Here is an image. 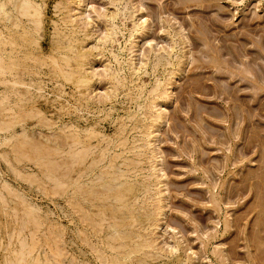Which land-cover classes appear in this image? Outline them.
Masks as SVG:
<instances>
[{"label": "rangeland", "instance_id": "1", "mask_svg": "<svg viewBox=\"0 0 264 264\" xmlns=\"http://www.w3.org/2000/svg\"><path fill=\"white\" fill-rule=\"evenodd\" d=\"M58 1L62 3H66L68 0H64V2L63 0H43L44 7L42 9V13L44 15L43 16L44 34L42 33V40H41V47L43 51L47 50L49 46L48 36H50L51 34V29H52L51 22L56 21L60 23L59 16L61 17L63 15L60 12L61 7H59V10H60L59 12H57L58 10L56 11L53 8L54 4ZM82 1L84 2L83 3L81 2V4L78 6H80L81 8H86L90 14H88V17L86 18L87 21L86 19L84 20V17L82 18L84 20V22L82 23L83 25L79 23V28H81V26L82 28L86 27L85 30L78 32L77 34L79 35L77 34L76 35L77 37L79 36L78 38H80V40L82 39L81 41L79 40L81 44L79 43L78 47L81 46V48L83 47L82 50H87V52L90 51L89 53H91L89 54L90 56L88 55V57H86L85 59V61L89 59L86 62V65H84V68L86 67L85 70L88 71V70L93 69L95 73H98L95 75L96 77L91 76V81H90L91 87L89 89L92 90L91 95L93 97L90 98L92 100L89 99L90 101L86 105L85 109H84V106L81 105V106H78L79 110L78 109L73 110L70 107L71 106L70 104H73L72 97H73V101L75 99L74 97H78V94H76L77 96L75 95V92L77 90L73 91L75 89L71 87L70 84H66L62 82L61 88L63 89L61 90L66 91V94H64L65 92L62 91L63 94L61 93V95L57 97L56 95L58 94V92H60L59 91L60 89H58L57 86L55 85L57 81L54 82L53 80H49L46 76L42 75L43 76L41 77L42 82L43 83L45 82V83L42 89L43 97L37 100L38 104L41 106L42 109H44L46 115L49 114V116L53 120H55V126H61L64 123L68 125L69 124L75 125L77 123L75 126L79 129H84L88 127L86 125L94 127L99 134H103V137L107 136L108 140L106 139L105 144H104V141L102 140L103 141L102 142L103 144H102L100 142L101 141L100 137L91 138L92 140L90 139L89 141L90 144L92 146L93 145L95 146L96 143H98L96 147L98 146L100 149L109 148V151L113 148L114 150L113 149L112 150L117 153L120 152L119 150L122 149L121 146L119 147L118 145L115 144L116 146H118L116 147L114 145V143L118 141L117 137L118 138L121 137L122 139L127 134L126 138L128 140L126 139V143H127L125 144L126 147H129L134 144L135 145L137 144L136 146H139L140 144H142L140 146H144L143 145V139H144L143 133L145 131L144 129H147L149 125H152V127H149L147 129L150 131V135L148 138L150 142L152 143L149 145L150 147L148 146L146 150L144 147H141L140 149L138 147H134L135 149L137 148L138 150L132 149L131 150L132 152L130 151L128 153L125 150V152L123 151L122 153V157H125V156L132 157V158L134 157L133 159L137 163V164L135 163V165L132 166L133 169H130V172L132 171L130 174L131 175L133 174L131 178L134 179L135 177V179L139 181L142 180V178H144L145 182L148 181L147 184L149 185V191L146 193L142 192L143 196H141V193H139L138 194L139 198L137 197L136 199L138 201L135 200V202L133 203H134L135 210L137 212L139 210L138 214L144 213L148 210L147 211L148 216H151L149 221H145L146 223L143 222L144 224L143 227L146 226L145 224H148V223L151 224L153 222H155L153 224L159 225V226L156 225L157 227L154 229L155 232L151 233L148 237L152 235L151 237L154 240L153 244L159 245L162 249V253L167 254L165 250L168 251L167 248L170 247L169 245L172 244L171 246H173L175 244L176 245L178 244L177 252L180 254L181 258L183 256H186L182 258L183 264H187V263L194 264L193 263L194 261L196 264H208V263L209 264H264V0H183V1L181 0H139V3H136V1L138 2V0H134V1L130 0V2L128 0H121V2L120 0H112V2H110L111 0H107L109 2H107L106 0H82ZM115 1H118V2H115ZM124 2L125 4H123ZM114 3L116 4V7ZM71 6L77 7L76 2L74 3V5L71 4ZM133 6L134 7L136 6V7L134 8ZM75 7L74 9H76ZM105 8L107 10H104ZM137 8L139 11L137 10ZM74 9L71 10V12L72 11L74 12L75 11ZM93 9L96 11L94 12ZM53 11L55 13H53ZM101 13H103V16L101 15ZM109 13H111L112 15H110ZM56 16H58V19ZM112 16H115L114 17L115 19L113 20L107 19V18H111ZM121 16L122 18H120ZM96 17H98L97 18L98 21L96 20ZM102 17L103 19L105 17L107 18H105V20H103L102 22L101 20ZM160 19H161V23H160ZM89 20H92L90 21L92 23H90ZM132 20L133 22H136V24L139 26V27L137 26V29H136L138 33L136 30L134 32H131L132 33L131 36H135L133 37L134 40H132L133 38L130 37V40L133 42L132 51L134 53L132 52V55L135 54L132 56L134 58L133 65L135 67L140 66L138 69V71L140 70L139 73L133 74V76H131L132 74H130L131 71L129 69L127 70V68H124L126 67L124 63L121 62L120 63L121 65L119 66L113 63L114 61H112L113 59L111 55L109 54V49H110L112 50L113 53H116L119 56L118 58L119 60L121 58H127V56L129 55L128 54L129 52L126 51V49L123 51H120L118 48L119 46H123L122 41L126 40L127 39L126 37H128L130 33L129 32L131 28L130 25L132 24V22L129 23V21H132ZM135 20H137L138 22L141 21V23L139 22L138 24V22ZM111 21L112 23L114 22V24L117 23L116 25L118 28V30L116 29V34H115V38L116 37L118 38H116V41L112 43L113 46L110 45L108 42L102 44V40H101L104 34V30L107 28L108 29L110 28L109 24L111 23ZM146 21H148V23ZM162 21L166 23H170V24L166 25V23ZM93 22L94 23L96 22L95 23L96 25H94ZM102 23H104L105 25ZM143 23H145L147 26ZM85 24L87 25L85 26ZM89 24L91 28H89ZM140 24H143V25L141 26ZM162 25L163 27H161ZM164 27L166 28L165 30H164ZM139 28H141L142 30ZM83 31H85L84 34L82 33ZM80 33H82L83 35H81ZM136 33L138 36L136 35ZM89 35H92L93 37L90 36L89 38ZM167 35L169 36L167 37ZM81 36L83 37L86 36L87 40ZM181 37L183 38V40ZM176 38L179 39V41L176 40ZM96 40H98V42H96ZM169 40L170 41L172 40L171 41L172 43ZM173 40L175 41V43ZM181 40H182V43H181ZM187 40L188 42H186ZM42 41L45 44L42 43ZM83 41H86V42L84 43ZM93 41L97 43L96 44L98 46L97 48L101 49L102 45H104L102 50L100 49L96 50V48L94 47L96 45H94L95 43ZM166 41L168 43H166ZM148 42H150V44ZM183 43H185V45ZM89 44L92 45L93 48ZM155 44H157V46ZM128 45L129 44L126 43L125 47L127 48ZM169 45L173 47L169 49V47H171ZM89 46L91 47V49ZM114 46H115V49H112ZM162 46L164 47V49H162ZM137 49L139 50L141 49V50L139 51ZM149 49L151 50V53H148L150 51ZM165 49H167V51L172 55V57L174 56L172 60L173 61L175 60L174 62L177 61L176 65L174 66L176 69L178 66L179 67L177 70L175 68L173 70L177 75L175 74L173 76L174 72L171 70L172 68H170L171 67L170 65H166L167 67L165 66L164 68L161 67L160 65L159 67L157 66V68L155 67L153 69L151 68V62H152L151 58H153L152 57L153 53L155 52L158 53L159 51H161L163 53L159 52L158 54L165 55L166 53ZM164 50H165V53H164ZM145 52H147L148 55L151 56L150 57L151 62L150 61L146 62L144 66L143 64H140V62L146 59L145 56L147 54ZM183 52H185V54H183ZM174 53H176V55ZM100 54L102 55L104 54L103 56L105 57H102V55ZM210 57H213V58L211 59ZM209 60L210 61L213 60V63L219 64V65L213 64L211 63L212 61L210 62ZM137 61L139 62L137 63ZM181 63L185 65H182ZM111 64L114 69L122 68L120 72H123L125 76V80H124L125 82L123 81L124 84L117 85L116 87L117 89L115 91L117 94L114 92L116 96L115 95L113 96L112 94H108L110 93V90H111L109 87L110 84L109 83L107 84L106 82L107 79L103 77L108 72V70L106 71V73H103L102 71L103 69L102 65H107L112 68V66H110ZM180 65H181V68H180ZM142 66L144 67L142 68ZM160 68L162 70H160ZM240 68H242L241 71H240ZM243 68L244 69L246 68L248 72H245L246 70L243 71ZM169 70H171L173 73L168 75V79H166L167 78L166 72H168ZM144 73L146 74V76L144 75ZM178 73L180 74L178 75ZM100 75L103 78L99 77ZM97 76L99 79L97 78ZM134 76L137 79H135ZM169 77H171V79H169ZM248 77H250V79ZM156 78L159 80L164 79L163 81L168 82V83L171 82L170 85L166 84L164 87H166L165 89H167L166 96H170V95L172 96L164 97L165 100L162 98L156 99L158 103L156 107L159 106L158 110H160V113L162 114L161 119L162 120L165 119V120H163L162 122L160 121V123L151 124L148 119L149 117L146 116L147 118H143V116L146 113H147L146 115H148L149 112L147 111V109H144L145 107H142V104H144L145 101H147V99L145 98L147 96L146 91L151 86H153L151 81ZM141 79L142 81H140ZM59 82L61 81L59 80ZM130 83L132 84V86ZM140 84L143 85V87L141 86V90H142L141 93L143 95L139 94L138 96L137 95L135 96V92L137 93L136 87H138ZM52 86L53 87L55 86L54 88L56 90L54 88L52 89ZM127 86H128V89L126 90ZM129 87H131L132 89L131 88L129 89ZM185 88L186 90H184ZM102 90L103 92L106 90H107L106 92H108L107 94L109 95V98L107 99L106 98L107 96H104L106 98V101L104 100L105 98H102L103 97ZM130 90L132 91L131 93L129 92ZM92 93H94L97 98ZM123 94L125 96H123ZM126 94L131 95V96H127ZM59 98L62 99L61 100L62 102L60 101ZM94 98L97 102L93 100ZM99 98L102 100H100ZM53 99L55 100V102ZM141 99L144 100V102ZM43 100H45V103L44 102L42 103ZM49 100L52 103H50ZM56 100L60 103L58 104ZM65 100H67V103H64ZM102 101H103V105H102ZM137 101L139 102L138 104H136ZM127 102L129 103L127 104ZM164 102H166L167 104ZM104 103L106 106L104 105ZM81 104H82V101H81ZM60 105L62 108H60ZM120 105H121V108H120ZM137 105H140V106H137ZM63 106L67 109H65ZM46 108H49V109H46ZM109 108L111 109V111H109L110 110ZM54 109L57 110V112ZM63 109L66 110V112L63 111ZM141 109H144L145 111ZM166 109H168L169 111ZM99 110L100 111L102 110V111L99 112ZM103 110L105 112H103ZM75 111L76 112L80 111V112L77 114ZM87 113H89V115ZM130 113H133V114L135 113L136 115H133V114L131 115ZM79 114L80 116H82L83 119L80 118V116H78ZM60 115H63V116L65 115V117H62ZM139 115H142V116L139 117ZM124 116L129 117V118H132L133 116L135 117L132 118L133 120L132 119L126 120ZM66 118L68 120H66ZM87 118L88 119L91 118L90 121ZM134 118L135 119L137 118L136 119L137 121L135 120L136 122L134 121ZM124 119L126 121H124ZM138 119L139 120L142 119L143 121L142 120L138 121ZM97 120L98 121L102 120V121L98 122ZM128 120H129V123L127 122ZM29 121L30 119L26 120L27 124L25 128L27 129L28 133L31 131V133H29L30 135L34 136L36 134L37 139L40 138L39 137L40 134L46 135L50 133L54 128L55 130H57L56 127H52V129H47L43 126L36 125L34 123L35 122L34 119H31L30 122ZM95 122L98 125H96ZM122 122L124 123L123 125H122ZM131 122H134V124L131 125ZM141 123L143 124L142 127L140 126L142 125ZM147 123L148 125H146ZM32 124L33 126H31ZM158 124H160V126ZM101 125H104V126H101ZM27 126H29V128ZM132 126L134 127L136 126L135 128L136 129L138 128V131L134 127L133 129ZM115 127L118 128L117 129L118 131L116 130ZM121 129H125V130L121 131ZM35 130L36 132H39V135L35 132ZM47 130H49V132ZM33 131L35 132V134H33ZM119 131H121L122 134ZM139 131H141L140 134H139ZM154 131L157 133H154ZM123 132H125L126 134H124ZM135 132L137 134H135ZM113 133L116 136H114ZM111 135H113L112 137L114 139L111 137ZM131 136L132 138L134 137L136 138V139L134 138V140H137V141L140 140V142L138 141L137 143V141H133V140L131 141L130 140L132 139ZM35 137L36 136H34V138ZM138 137H141L142 140ZM110 138H111V141H110ZM130 142H133V144L132 143L130 144ZM106 144H108V146ZM98 147L96 148V150L95 148H92V150H94L93 152L98 151L99 149ZM115 147L117 150L115 149ZM126 147L124 148L126 149ZM6 150L7 149L5 146L3 147L0 145V152H1L0 155H2V151H6ZM151 150L153 151V153L151 152ZM113 151H110L109 154H111ZM144 152L147 154V156L146 154L144 156L143 154ZM133 153L135 156H133ZM7 155H8V158L13 159L11 158L10 152H8ZM157 157L158 158L162 157L164 161L162 158L161 160V159H158ZM137 158H138V161H137ZM147 158L151 162L152 160H155V161L158 160L157 162L161 163L160 164V163H156L155 161H153V163L156 164L155 172H154V175L156 174L155 175L156 177L154 176L153 178L152 176L153 179L150 176L146 177V175H148L151 172L149 168L147 167L150 165L148 163H151V162H149ZM2 159L3 157L0 156V180L2 179L0 181V187L2 188L0 192L3 191L2 194L5 196L4 198H5L6 204L3 207L4 203L3 204L0 203L1 204L0 205V216H8V213H9V216H12L11 211L13 210H11V208L13 209L15 206L18 209H23L24 207L27 209L28 207L27 204L29 202L30 204L32 203V205L35 204V208L36 209L39 208V211L38 212L36 211V213L42 218V221L44 222V224L45 223L48 224L49 221L58 222L59 220V223H61V225L64 226L63 229L65 230L63 231H64L65 238L64 237L63 238L67 240L66 247L69 245L68 247L71 248L73 252L75 251L74 253L78 257V258L76 257L77 259L84 258L85 260H88L90 264H99L97 261L93 259L91 254L89 255V252L86 251L87 248L85 247V245L81 244L79 240H77L75 233L73 234L74 222L73 224L71 223L72 225L68 223L70 226L67 224V221L69 220V216L71 215V213H69L70 208L67 206L66 202H64V198L62 196H60L59 198V196L54 195L55 198L54 197L52 198L53 195L50 194V188L49 186H47V185H50L49 181L46 179V177L45 178L41 177L43 176V174L40 172V170H38L36 166H32L33 163H31V161L29 162V160L19 161V163L16 164L14 163L16 162L15 160L10 161L9 159V162L12 163V166L14 165L15 168H18L19 171L17 170L16 172L15 169L12 170V168H8V165ZM142 159L144 162L142 161ZM120 161H121V157L120 159L118 158V160L116 159V164L117 163L119 164ZM22 163L23 165H21ZM105 163H106V160H105ZM20 171L21 172L22 171L23 172L32 171L36 173L38 177L36 181H34L35 185H34V182H32L33 183L32 185V183H28V181L24 180L22 178L23 175L20 176V173H21ZM137 171H138V174H137ZM159 171L160 173L164 172L163 174H161L163 176L159 174ZM15 172H16V175H14ZM40 173H41V176H40ZM140 174H144L142 175L143 176L142 178ZM39 178L42 179L43 181L46 180L47 187L44 186L45 188L44 187L40 188V186L38 185L39 187L37 190L36 183L39 184L41 182ZM159 178L161 179V181ZM38 179L40 181L37 182ZM2 181H4V183ZM43 181L41 183L45 185V181L44 183ZM151 181L154 182V184L156 182V185L151 183ZM150 183L153 184L154 186L150 185ZM5 184L6 186L8 184V187H6ZM9 185H10V189L12 193L9 190ZM157 185H159L158 187L159 188L161 187V188L158 189ZM155 187L157 188V192L158 190H160L158 194L153 193L154 190H156ZM207 188L211 191H209ZM166 189H168V192H165ZM13 190L15 194H13ZM16 191H18L19 194L22 193L25 200H23L22 197H20V195H18ZM148 193L150 194L152 193L153 196L150 194L149 196ZM214 193H215V196H214ZM16 194H17V197L15 196ZM158 195H161V196H158ZM165 195L167 196L165 197ZM211 195L215 197L214 198L215 204L213 202L214 204L213 207L211 206L212 205L211 200H209L210 199L209 197ZM151 196L154 201H156L157 199L158 202H154L152 198L150 199ZM155 196L159 198L161 197V198L159 199V198H156ZM18 197L21 199V201ZM147 197H149V199L151 200L149 201L151 202V205L148 201L147 202L145 201L146 199L149 200ZM216 199H217V202H216ZM140 200L141 202L142 201L144 202L140 204L141 203ZM208 203H210V207L208 206L209 205ZM217 203L219 205H217ZM25 205H27V207ZM137 206H140V207H137ZM214 206H215V211L213 209ZM55 207L58 209H56ZM25 208L24 210H26ZM60 208H63L61 209L62 211L59 210ZM150 209H151V212H150ZM157 209H160L161 212L158 211L157 213ZM152 210L154 212H152ZM17 212L19 213V211ZM61 212L63 213V215L61 214ZM66 212L68 214H66ZM152 214H154V216ZM156 214L158 215V217L159 216L161 217L162 215L164 217L163 216L161 218L159 217L158 218L159 220H158L157 216H155ZM47 218H49V220ZM53 218L55 220H53ZM152 218H153V221H152ZM224 220H225V225H224ZM134 227L135 228L139 227V229L137 228V230H139L140 232L144 231V230L142 231L141 230L142 228L140 229V226L138 225ZM1 229L3 231L2 227ZM68 231H71L72 233ZM209 232L212 234H210ZM206 234L208 236L210 235L209 236L210 238H208ZM204 236L207 238H205ZM93 237L94 236L91 237V239H93L92 241H94V238H95ZM5 239L6 237L4 238L3 241H5ZM70 239L72 240L74 239L73 241H75L76 248L81 247L80 248L81 251L79 250L76 251L75 245L74 244L70 245V243H68ZM200 240H202V242ZM158 242L162 243V245H163V242L165 243L167 242V243L166 244L164 243V245L162 246ZM165 245H166V248H165ZM159 246H156V248L157 247L160 248ZM180 246L181 247L185 246L187 249L185 247H183L184 249H182L180 248ZM213 247L215 250L216 249H219V250H216L215 252ZM188 251H190L191 254ZM2 252H3L2 249H0V259H1ZM186 254L187 255L189 254L188 257ZM217 254L218 255L222 254L221 257L223 259L220 258V255L218 256ZM149 260H151L149 257L146 258V261H148L151 264H159V262L161 261L159 259L157 261L156 260L154 261L153 258L151 262ZM184 260L187 263H184L185 262ZM174 263H175V260H174ZM40 264H44V263H40Z\"/></svg>", "mask_w": 264, "mask_h": 264}, {"label": "bare ground", "instance_id": "2", "mask_svg": "<svg viewBox=\"0 0 264 264\" xmlns=\"http://www.w3.org/2000/svg\"><path fill=\"white\" fill-rule=\"evenodd\" d=\"M128 1L130 2V0H128ZM181 1H183V0H181ZM63 2H64V0H63ZM67 2L66 3H62L60 1H58L53 6V8L56 11L58 10L57 12H59L61 10L60 12L63 15L61 17L59 16L60 23H58L56 21H53V22L50 21L51 24H52V29H51L50 36H48L49 37V39H48V45L49 46H48L47 50L43 51V49L41 47L42 33L44 34V31H43L44 30V27H43V20H44L43 16L44 15L42 13V9L44 7L43 6L44 5L43 0H0V145L3 146V147L5 146L6 149H7L6 151H2V155H0V156L3 157L2 160H4L6 162V164L8 165V168H12V170L15 169L16 172H17L18 168H15L14 165L12 166V163L9 162L10 158H8V155H7L8 152H10L11 158H13V159H10V161L11 160H13V161L15 160L16 162H14V163L17 164V163H19V161H23V160L24 161L25 160L28 161L29 160V162L31 161V163H33L32 166H36V168L38 170H40V172L43 174V176H41V173H40V176L44 177V178L46 177V179L49 181L50 185H47V186H49V188H50V194L53 195L52 198L54 197V195L55 196H59V198H60V196H62L64 198V202H66L67 206L70 208V212L69 213H71V215L69 216V220L67 221V224L68 223L69 224H71V223L73 224V222H74V225H73L74 232H73V234L75 233V236H76L77 240H79V242L81 244L85 245V247L87 248L86 251H88L89 255L91 254L93 259L95 261H97L99 264H151L148 261H146V258H148V257L151 260L153 258L154 261L155 260L157 261L158 259L161 260L159 262V264H181L183 262L182 258L186 257V256L182 255L183 257L181 258L180 254L177 252L178 251V246H177L178 244L177 245L175 244L173 246H171L172 245L171 244V245H169L170 247L167 246L169 248H167L168 251L165 250V252L167 253V254H165V253H162V249H161V247L159 245L155 244L156 246L160 247V248H158V247L156 248V246L153 244L154 240L151 237L152 235L150 237H148L151 233L155 232L154 229L157 226H159V225L156 224L157 225L156 226L155 224H153L155 222H153L151 224L150 223L145 224L146 226L143 227V225H144L143 222L149 221L151 216H148V212H147L148 210L146 212H144V213H141V214L139 213L138 214L139 210H138V212L135 210L134 203H133L137 199L139 193H141V196H143L142 192L146 193V192L149 191V185L147 184L148 181L145 182L144 178H142L143 177L142 175H144V174H140V176L142 178V180H140V181L135 179V177H134V179L131 178V176L133 174L132 175L130 174L132 172V171L130 172V169H133L132 166L135 165V163H136L135 160L133 159L134 157L133 158L132 157H126V156L122 157V153H123V151L125 152V150H126L127 153L130 152L132 149L134 150L135 149L134 147H138L139 149L141 147H144L145 150H146L147 147L150 144H152L150 142V140L148 139L149 135H150V131L147 130L149 127H152V125H149L148 128L145 127L147 129H144L145 130L144 133H143L144 134V139H143V145L144 146H140L142 144H140L139 146H136L137 144L136 145L134 144L135 146L131 145L129 147H126L125 144H127L126 143L127 134L125 133L126 132L125 131L123 133L126 134V136L123 137L122 139H121V137L120 138L117 137L118 141H116V143H114V145L116 144L119 147L120 146L122 147V149L119 150L120 152H118V153L114 152L113 151L114 149L112 148L113 149L112 150L110 148L111 149L110 151H113V152L111 154H109V152H110L109 148H101L100 149L98 146H97L99 148L98 151L93 152L94 150H92V148H95L98 143H96L95 146L94 145L92 146L90 144V142H89L90 139L91 138H96V137L99 138L100 137L101 138L100 142L102 143L104 141V144H105L107 136H105L106 138L103 137V134H99L94 127L89 126V125H86L88 127L84 128V129L77 128L75 126L77 123L75 125H72V124L68 125V124L64 123L61 126H55V120H53L49 116V114L46 115L44 109H42L41 106L38 104L37 100L39 98L43 97L42 89H43V87H44L43 85L45 83V82L44 83L42 82V79H41V77H43L42 75L46 76L49 80H53L54 82L57 81L55 85L57 86L58 89H60L59 90L60 92H58V90H57V92H58V94L56 95L57 97L60 96L62 91H63V90H61V89H63V88H61L62 82L66 83V84H70L71 87H73L75 89L73 91L77 90L76 91L77 93L75 92V95L78 94V97H74L75 98L74 101H73V97H72V103L73 104H70L71 105L70 107L73 110H77L79 108L78 106H81V105H83L84 109H85V107L89 103V101L92 100L90 98L93 97L91 95V91L92 90L89 89L91 87L90 86L91 76H95L98 73H95L93 71V69L92 70H88V71L85 70L86 67L84 68V65H86V62L89 60V59H87L85 61V59L91 53H89L90 51L87 52V50H82L83 47L81 48V46L78 47V45H79V43H80V41L82 39L80 40V38H78L79 36L77 37V35H79V34H77L78 32H80L82 30H85L86 27L82 28L81 24L84 22V20L88 17V14H90V13H89V11L86 8H81L80 6H78V5L81 4V2L82 3L84 2L82 0H68ZM75 2H76V6L77 7H75V6L74 7L76 9H74V7L71 6V4L74 5ZM107 2H109V1H107ZM110 2H112V0ZM115 2H118V1H115ZM120 2H121V0H120ZM126 3H127V1H126ZM136 3H139V0H138V2L136 1ZM120 4H122V3H120ZM123 4H125V2ZM142 4H143V2H142ZM140 5H141V3H140ZM59 7H61L60 10H59ZM115 7H116V4H115ZM140 7H142V6H140ZM73 9L76 11V13H75V11L71 12V10H73ZM104 10H107V9L105 8ZM137 10H138V8H137ZM95 11L96 10H94V12ZM53 13H55V12L53 11ZM111 13H109V14L112 15ZM101 15L103 16V13H101ZM98 16H100V15H98ZM56 17L58 19V16H56ZM83 17H84V20L82 19ZM91 17H92V15H91ZM114 17L115 16H112L111 18H107V17H105V18L113 20V19H115ZM97 18L98 17H96V20L98 21ZM105 18L103 19V17H102V19H101L102 22H103V20H105ZM120 18H122V16ZM143 18H144V16H143ZM76 19L77 20L79 19V20L77 21ZM99 19H100V17H99ZM140 19H141V17H140ZM123 20H124V18H123ZM86 21H87V19H86ZM90 21H92V20H89V22ZM135 21H137V20H135ZM130 22H132V24L130 25V27H131L130 31H129L130 33H129L128 37H126L127 39L122 41L123 46H119V48H118L120 51H123V50L126 49V51L129 52L128 53L129 55L127 56V58H121L119 60L118 59L119 56L116 53H113L112 50H110L109 48L108 49H109V54L111 55V57L113 59L112 61H114L113 63H115L118 66L121 65L120 64L121 62L124 63L125 66H126L124 68H127V70L129 69L131 71L130 74H132L131 76H133V74L139 73L140 70L138 71V69H139L140 66L139 67H135L133 65L134 64V62H133L134 58L132 56L135 55V54L132 55L133 42L130 40V37L131 38L135 37V36H131L132 35L131 32H134L137 29L138 25L136 24V22H133V20L129 21V23ZM139 22L141 23V21H139ZM139 22H138V24H139ZM146 22L148 23V21H146ZM162 22H164V21H162ZM166 22H164V23H166ZM79 23H81L80 24L81 28H79ZM90 23H92V22H90ZM95 23H94V25H96ZM104 23H102V24H104ZM160 23H161V19H160ZM87 24H85V26ZM116 24H114V22L112 23V21H111V23L109 24L110 25L109 29L108 28L107 29L103 28L105 30H104V34H103V36L101 38L102 44L108 42L110 45H112V43L116 41V38H118V37L115 38L116 29L118 30ZM143 24H145V23H143ZM143 24H140V25L142 26ZM169 24L170 23H166V25H169ZM163 25L161 27H163ZM89 28H91L90 24H89ZM139 29H141V28H139ZM165 29L166 28L164 27V30ZM47 31H48V29H47ZM84 32L85 31H83L82 33L84 34ZM82 33H80V34L83 35ZM119 33H121V32H119ZM137 33H138V31H137ZM137 33H136V35H137ZM86 36H84V37L81 36V37L86 39L88 37V36L87 37ZM90 36H92V35H89V38H90ZM120 36H122V35H120ZM126 36H127V34H126ZM144 36H146V35H144ZM168 36L169 35H167V37ZM169 39H170V37H169ZM132 40H134V38ZM136 40H137V38H136ZM176 40L179 41V39H177V38H176ZM182 40H183V38H182ZM182 40H181V43H182ZM126 41H128V42H126ZM83 42L85 43L86 41H83ZM90 42H92V41H90ZM96 42H98V40H96ZM183 42H185V41H183ZM186 42H188V40ZM42 43H44V42L42 41ZM126 43L129 44L127 48L125 47ZM148 43L150 44V42H148ZM166 43H168V42L166 41ZM166 43H165V45H166ZM174 43H175V41H174ZM96 44L97 43H95L94 45H96ZM102 44H100V45H102ZM183 44L185 45V43H183ZM151 45H153V44H151ZM155 45L157 46V44H155ZM176 45H174V46H176ZM90 46L92 47V45H90ZM103 46L104 45H102V48H103ZM169 46H171V45H169ZM91 47H90V49H91ZM94 47L96 48V50L100 49V48H97L98 47L97 45L94 46ZM172 47L173 46L169 47V49L172 48ZM177 47H179V46H177ZM102 48L100 50H102ZM112 49H115V46ZM162 49H164L163 46H162ZM100 50H98V51H100ZM134 50H136V49H134ZM137 50H139V49H137ZM165 50H166V53H165ZM165 50H164L165 55L158 54L161 51H159L158 53H156V52L153 53V55H152L153 58H151L152 62L150 61V57L151 56L148 55V53H151V50L148 53L145 52L147 55L146 56L143 55V56H145L146 59L144 61L140 62V64L144 65L146 62L150 61L152 69L154 67L157 68V66L159 67V65L161 67H163V68L166 65H170L171 66L170 68H172L171 70L173 71L174 68H175L174 65H176L177 61L174 62L175 60L174 61L172 60L174 58V56L172 57V55L167 51V49H165ZM173 50H174V48H173ZM185 52H183V54H185ZM161 53H163V52H161ZM174 54L176 55V53H174ZM100 55H102V54H100ZM103 55H102V57H105ZM125 55H126V53H125ZM181 56H183V55H181ZM210 58L212 59L213 57H210ZM181 59H183V58H181ZM211 61L210 62L213 63V60H211ZM138 62L139 61H137V63ZM220 62H222V61H220ZM242 62H244V61H242ZM98 63H100V62H98ZM137 63H135V64H137ZM228 63H229V61H228ZM213 64H216V63H213ZM182 65H185V64H182ZM216 65H219V64H216ZM241 65H243V64H241ZM102 66H103V69H102L103 73H106V71L108 70V72L103 77L107 79L106 82H107V84L108 83L110 84L109 87L111 89L110 93L106 92L107 90L104 91V92L102 90V92H103V97L102 98H105L104 96H107L106 98L108 99L109 98L108 94H112L113 96L114 95L116 96V94H117L116 91H115L117 89L116 87H117V85H123L124 84L123 81L125 80V76H124L123 72H120V70L122 68L114 69L112 64L110 65V66H112V68L107 66V65H102ZM144 66H142V68ZM178 67H177V69H178ZM180 68H181V65H180ZM241 69L242 68H240V71H241ZM160 70H162V69L160 68ZM171 70L166 72V74H167L166 75V77H167L166 79H168V75H170V74H172L174 72V71L172 72ZM244 70H246V68L245 69L243 68V71ZM155 71H156V69H155ZM146 72H148V71H146ZM151 72H152V70H151ZM245 72H248V70H246ZM175 74L176 73L174 72L173 76ZM179 74L180 73H178V75ZM144 75L146 76L145 73H144ZM147 76H148V74H147ZM99 77L103 78L101 75ZM97 78H98V76H97ZM134 78H135V76H134ZM248 78L250 79V77H248ZM135 79H137V78H135ZM169 79H171V77H169ZM59 80L61 82H59ZM163 80H159V79L156 78V79H153L151 81L153 86H151L150 88L148 87L149 89L146 91L147 92V94H146L147 96L146 97L144 96L147 99V101H145L144 104L141 103L142 107H145L144 109H147V111L149 112L148 115H146L147 113L146 114L144 113L145 115L143 116V118L149 117L148 119H149L151 124L160 123V121L162 122L163 120H165V119H163V120L161 119L162 118V114L160 113V110H158L159 106L156 107V105L158 104L156 99L157 98L164 99V97L172 96L169 93L168 94L170 96H166L167 95L166 94V90L167 89H165L166 87H164L166 84L170 85L171 82L168 83V82H165ZM94 81H96V80H94ZM128 81H129V79H128ZM140 81H142V79ZM153 81H154V83H153ZM168 81H170V80H168ZM102 84H103V82H102ZM49 86H51V85H49ZM63 86H64V84H63ZM128 86H129V84H128ZM128 86H127L126 90L128 89ZM131 86H132V84H131ZM141 86L143 87V85H141V84L138 87H136L137 93L135 92V96L136 95L138 96L139 94L143 95L141 93V91H142L141 90ZM54 87L52 86V89ZM119 88H121V87H119ZM130 88L131 87H129V89ZM70 90H72V89H70ZM184 90H186V88ZM258 90H260V89H258ZM63 92H65L64 94H66V91H63ZM129 92L131 93L132 91L130 90ZM92 94H94V93H92ZM52 95H54V94H52ZM112 95H111V97H112ZM123 96H125V95L123 94ZM127 96H131V95H127ZM95 97H96V95H95ZM106 98L104 99L105 101H106ZM138 98H137V100H138ZM126 99H127V97H126ZM61 100L62 99H60V101ZM93 100H95V98ZM100 100H102V99H100ZM47 101H48V99H47ZM68 101H69V99H68ZM81 101H82V104H81ZM142 101L144 102V100H142ZM43 102L45 103V100H43L42 103ZM49 102H50V100H49ZM54 102H55V100H54ZM166 102H164V103H166ZM50 103H52V102H50ZM59 103L60 102H58V104ZM64 103H67V100H65ZM128 103L129 102H127V104ZM138 103L139 102L137 101L136 104H138ZM162 103H163V101H162ZM102 105H103V101H102ZM104 105H105V103H104ZM121 105H120V108H121ZM137 106H140V105H137ZM60 108H62L61 105H60ZM60 108H59V110H60ZM128 108H129V106H128ZM46 109H49V108H46ZM65 109H67V108H65ZM92 109H90V110H92ZM144 109H141V110L145 111ZM166 110H168V109H166ZM55 111L57 112V110H55ZM63 111L66 112V110H64V109H63ZM101 111L99 110V112H101ZM109 111H111V109ZM143 111H142V113H143ZM79 112H76V113L78 114ZM103 112H105V111L103 110ZM87 114L89 115V113H87ZM130 114L132 115L133 113H130ZM56 115H57V113H56ZM58 115H59V113H58ZM133 115H136V114L134 113ZM142 115H139V117H141ZM60 116L65 117V115L64 116L60 115ZM78 116H80V114ZM133 117H135V116H133ZM80 118H82V116H80ZM91 118H93V117H91ZM91 118H89V119L87 118V119L90 121ZM96 118H98V117H96ZM125 118H126V120L127 119H129V120L132 119V118H129V117H125ZM29 119H30V121H31V119H34L35 120L34 123L36 125L43 126V127L47 128V129H52V127H56L57 130H55V128H54L50 133H48L46 135H41L40 134L41 136L39 135V132H36V130H35V132L39 135V137L42 138V139H40V138L37 139V135L33 131V134H35L34 136H36L35 137L36 139H35L33 135L29 134V133H31V131L29 130L30 132L28 133L27 129L25 128V126L27 124L26 120H29ZM136 119L134 118V121ZM142 119H140V120L138 119V121H141ZM66 120H68V119L66 118ZM126 120L124 119V121H126ZM129 120L127 121L128 123H129ZM86 121H85V123H86ZM101 121L99 120L98 122H101ZM128 123H127V125H128ZM123 124L124 123L122 122V125ZM132 124H134V122H131V125ZM96 125H98V124L96 123ZM135 125H136V123H135ZM146 125H148V123ZM158 125L160 126V124H158ZM29 126H27V127L29 128ZM31 126H33V124ZM101 126H104V125H101ZM140 126L142 127L143 124L140 125ZM133 127L134 126H132V128ZM122 128H123V126H122ZM117 129L118 128H116V130ZM140 129H142V128H140ZM122 130H125V129H121V131ZM136 130L138 131V128ZM136 130H134V131H136ZM37 131H38V129H37ZM47 131L49 132V130H47ZM121 131H119V132L121 133ZM140 132L141 131H139V134H140ZM154 133H157V132L154 131ZM133 134H134V132H133ZM135 134H137V133L135 132ZM113 135H114V133H113ZM113 135H111V137ZM114 136H116V135H114ZM132 136H134V135H132ZM132 136H131V138H132ZM151 136H152V134H151ZM153 136H154V134H153ZM134 138H132L130 140L131 141L132 140L133 141H137V140H134ZM138 138H140L142 140L141 137H138ZM110 141H111V138H110ZM138 141L140 142V140H138ZM138 141H137V143H138ZM156 142H158V141H156ZM131 143L133 144V142H130V144ZM106 145L108 146V144H106ZM109 145H111V144H109ZM103 146H105V145H103ZM118 146H116V147H118ZM110 147H112V146H110ZM116 147H115V149H116ZM124 147H126V149ZM96 148H95V150H96ZM142 151H143V149H142ZM158 151H159V149H158ZM145 152H147V151H145ZM145 152L143 153L144 156L146 154ZM151 152L153 153L152 150H151ZM140 153H141V151H140ZM133 156H135L134 153H133ZM146 156H147V154H146ZM150 156H151V154H150ZM155 156H157V155H155ZM120 157H121L120 163L116 164V159L118 160V158L120 159ZM161 158L159 157L158 159H161ZM105 160H106V163H105ZM137 161H138V158H137ZM142 161H143V159H142ZM148 161L151 162L149 159H148ZM153 161H155V160H152L151 163L146 162V163L150 164L147 167L151 171L148 175H146V177L150 176L152 178V176H153V178H154V176L156 175V174L154 175L155 165L156 164H154ZM157 161L158 160H156L155 162L156 163H160V162H157ZM163 161H164V159H163ZM138 163H140V162H138ZM21 165H23V163ZM157 168H158V166H157ZM159 169H161V168H159ZM144 171H145V169H144ZM16 172H15L14 175H16ZM146 172H147V170H146ZM21 173H23V174H21ZM21 173H20V176L23 175L22 178L24 180L28 181V183H32V182L36 181V179L38 177V175L36 173L32 172V171L31 172H29V171L28 172H23L22 171ZM38 173H39V171H38ZM163 173H160V171H159L160 175L163 174ZM134 174H136V173H134ZM137 174H138V171H137ZM161 176H163V175H161ZM138 177H139V175H138ZM161 178H163V177H161ZM39 179L37 180V182L40 181V180H41V182L43 181L42 179H40V180ZM4 181H2V182L4 183ZM44 181H45V185H43L41 182L39 184L36 183L37 190H38L39 186H40V188H42L44 186L47 187L46 186L47 182H46V180H44ZM44 181H43V183H44ZM160 181H161V179H160ZM6 183H8V182H6ZM151 183L154 184V182H152V181H151ZM151 183H150V185H153ZM160 183H162V182H160ZM32 185H33V183H32ZM34 185H35V182H34ZM154 185H156V182H155ZM5 186H6V184H5ZM158 186L159 185H157V187ZM208 186H206V187H208ZM6 187H8V184H7ZM160 188L158 187V189H160ZM155 189L156 190H154L153 193L158 194V192L160 190H158V192H157V188L156 187H155ZM0 190H2V188ZM9 190L11 192L10 185H9ZM166 190H165V192H168V189H166ZM209 191H211V190H209ZM2 192L3 191L0 192V203L1 204L4 203L3 204V207H4V205L6 204L5 203L6 201H5V198H4L5 196L2 194ZM16 192L18 193V191H16ZM161 192H163V191H161ZM13 194H15L14 190H13ZM149 194L150 193H148V195ZM18 195H20V197H22V199L25 200L22 193H20V194L18 193ZM150 195H152V193ZM15 196L17 197V194ZM152 196L150 197V199L152 198ZM158 196H161V195H158ZM166 196L167 195H165V197ZM214 196H215V193H214ZM214 196L213 195H211L210 197L208 196L210 198L209 200H211V202H212V205H211L212 207L215 204V199H214L215 197ZM155 197L159 198L157 196H155ZM147 198L149 199V197H147ZM57 199H58V197H57ZM150 199L149 200L146 199L145 201L149 202V201H151ZM152 200H153V198H152ZM20 201H21V199H20ZM136 201H138V200H136ZM159 201H161V200H159ZM140 202H141V200H140ZM143 202L144 201H142L140 204H142ZM154 202H158V200L156 199V201H154ZM213 202H214V204H213ZM216 202H217V199H216ZM149 203L151 205V202H149ZM218 203H220V202H218ZM218 203H217V205H219ZM62 204H64V203H62ZM144 204H146V203H144ZM161 204H163V203H161ZM208 204H209L208 206L210 207V203H208ZM27 205H28V207H27ZM27 205H25L27 207V209L22 205L26 210H24V208L23 209H18V208H16V206L13 209L11 208V210H13V211H11L12 216H9V213H8V216H0V249H2V251H3L2 254H1L0 264H40V263H44V264H90L89 261L85 260L84 258L83 259L82 258L81 259H77L78 257L75 255V253H74L75 251L73 252L72 249L68 247L69 245L67 246L68 248L66 247V245H67L66 241L67 240L64 239L65 237H64V231H63L65 229H63L64 226L61 225V223H59V220H58V222L57 221H49L48 224H46V223L44 224V222L42 221V218L36 213V211L37 212L39 211V208H37L38 209L37 210L35 208V204L32 205V203L30 204V202ZM160 206H162V205H160ZM215 206L213 208L214 211H215ZM36 207H38V206H36ZM137 207H140V206H137ZM147 208H148V206H147ZM154 208H156V207H154ZM56 209H58V208H56ZM61 209H63V208H60L59 210L62 211ZM17 211H19V213ZM158 211H160V209H157V213H158ZM150 212H151V209H150ZM152 212H154V211L152 210ZM45 213H47V212H45ZM57 214H58V212H57ZM61 214L63 215L62 212H61ZM66 214H68V213L66 212ZM149 214H151V213H149ZM152 215L154 216V214H152ZM52 216H53V214H52ZM155 216H157V219L160 217V216L158 217L157 214ZM47 217H48V215H47ZM60 217H62V216H60ZM8 218H9V220H8ZM47 219L49 220V218H47ZM50 220H52V219H50ZM53 220H55V219L53 218ZM225 220H224V225H225ZM45 221H47V220H45ZM152 221H153V218H152ZM155 221H157V220H155ZM161 221H163V220H161ZM44 225H46V226H44ZM136 225L140 226V229L142 228L141 230L142 231L144 230V231L140 232L139 230H137V228L139 229V227L135 228L134 226H136ZM1 227L3 228V231L1 229ZM133 227H134L135 230L133 229ZM226 228H228V227H226ZM68 229H70V228H68ZM68 232H71V231H68ZM172 232H174V231H172ZM210 234H212V233H210ZM92 236L95 237V238L93 237L94 241H92L93 239H91ZM209 236H208V238H210ZM5 237H6L5 241H3ZM153 237H155V236H153ZM158 237H159V235H158ZM212 237H214V236H212ZM212 237H211V239H212ZM155 238H157V237H155ZM205 238H207V237H205ZM73 240L70 239V241H68V243H70V245H72V244L75 245V241H73ZM200 241L202 242V240H200ZM209 241H211V240H209ZM167 242H169V241H167ZM164 243L165 242H163V245H164ZM203 243H204V241H203ZM159 244L162 245V243H159ZM204 245H206V244H204ZM183 247H185V246H182V247L180 246V248L184 249ZM214 247H213V249H214ZM75 248H76V245H75ZM80 248L81 247H79V248L77 247L76 251L77 250L81 251ZM165 248H166V245H165ZM82 250H84V249H82ZM216 250H219V249H216ZM216 250H215V252H216ZM41 252H42V254H41ZM188 252H190V251H188ZM191 252H192V250H191ZM191 252H190V254H191ZM202 252H203V250H202ZM193 253H194V251H193ZM84 254H85V252H84ZM82 255H83V253H82ZM188 255H187V257H188ZM85 256H86V254H85ZM213 256H214V254H213ZM221 256H222V254L220 255V258H222ZM86 258H88V257H86ZM190 259H191V257H190ZM151 260H149V261L151 262ZM174 260H175V263H174ZM91 263H92V261H91ZM184 263H187V262L185 261ZM193 263L196 264L195 261Z\"/></svg>", "mask_w": 264, "mask_h": 264}]
</instances>
